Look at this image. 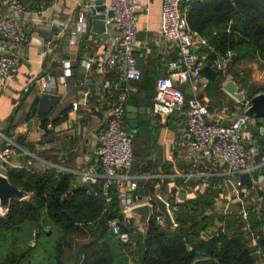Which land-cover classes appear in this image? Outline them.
<instances>
[{"label": "crops", "instance_id": "obj_1", "mask_svg": "<svg viewBox=\"0 0 264 264\" xmlns=\"http://www.w3.org/2000/svg\"><path fill=\"white\" fill-rule=\"evenodd\" d=\"M21 1L25 5L21 12L3 9L4 13L15 17L19 27L28 35V41L12 48L16 62L1 80L0 132L4 143L12 141L28 153L10 157L1 164V173L6 174L9 167H19L35 172L49 170L56 174H70L71 189L86 184L87 192L100 198L102 169L97 162L95 134L105 125L112 98L102 92L99 82L103 77L114 80L118 76L114 68L101 62L113 49V37L101 42L90 31V19L86 15L88 30L78 34L74 41L69 39L68 30L96 0ZM139 3V30L134 52L141 77L127 82L132 89L126 99V105L138 107L137 126L132 128L127 119L124 123L132 137L133 161L129 173L138 180L145 193L159 190L173 197L182 191L186 200L206 189H217L214 207L208 212L223 215L234 209L239 211V202L229 193L227 180L231 174L227 166L213 162L208 151L198 152L190 147L181 113L160 116L152 110L156 80L180 67L179 50L174 42L162 39L159 34L160 0H139ZM65 17L67 21L63 30L48 41L49 25L46 21ZM219 57L205 60L215 71L213 78L202 73L210 80L205 87L192 88L187 83L179 86L186 99L194 93L206 104L209 122L222 123L246 115L249 102L246 99L242 106L222 88L226 81L234 78L219 62ZM87 60L92 62L90 68L85 66ZM218 63L222 69L217 67ZM236 70L247 73V84L257 88L256 93L264 92V62L257 58L243 60L237 64ZM218 71L224 76L219 84L214 81ZM39 75L52 77L53 92L60 95L59 101L43 114H36L42 92L34 79ZM234 81L239 90L248 91L242 82ZM73 102L77 103L76 109L72 108ZM43 118H47L45 127L42 126ZM247 121L243 141L247 163L254 168L252 174H256L264 169V117L248 116ZM87 178L90 182H86ZM148 181L153 185L152 190L145 188ZM127 184L128 181L122 186L125 188ZM255 195L254 188L245 192L248 204ZM219 224L221 222L217 221L211 229H216Z\"/></svg>", "mask_w": 264, "mask_h": 264}, {"label": "trees", "instance_id": "obj_2", "mask_svg": "<svg viewBox=\"0 0 264 264\" xmlns=\"http://www.w3.org/2000/svg\"><path fill=\"white\" fill-rule=\"evenodd\" d=\"M183 9L188 27L207 41L199 49L207 54V60L223 57L226 50L234 51L224 68L245 85L249 100L257 88L247 84V73L236 69L243 60L257 58L264 62V0H192L184 3ZM223 79L218 71L214 81L219 84ZM46 123L47 118H43L42 126ZM6 175L13 185L30 192V198L12 200L7 214L0 216V242H12L15 248L23 249L16 233L25 223L32 224L29 242L34 234L36 238L41 233L46 235L44 229L48 227L47 233L55 235L54 261L37 264H264L262 254L258 260L252 257L258 247L264 250V191L255 190L256 195H263L259 209L255 202L247 205L250 231L243 229L238 209L223 215L208 212L219 192L210 188L178 203L176 227H162L150 220L145 236L131 230L136 241L131 250L107 226L98 224L103 215L101 198L88 193L86 184L71 189L70 174L9 167ZM152 186L149 181L145 184L146 190H152ZM95 187L98 189V183ZM118 202L115 197L111 214L118 209ZM217 221L221 224L211 229ZM251 231L258 237L257 245L252 244ZM4 256L3 262L14 264L25 253L12 249Z\"/></svg>", "mask_w": 264, "mask_h": 264}, {"label": "built area", "instance_id": "obj_3", "mask_svg": "<svg viewBox=\"0 0 264 264\" xmlns=\"http://www.w3.org/2000/svg\"><path fill=\"white\" fill-rule=\"evenodd\" d=\"M190 1L192 0H160L159 34L162 39L176 44L179 50L180 67L167 76L157 78L152 96V110L160 116L181 113L190 147L198 152L208 151L213 162L227 166L231 174L227 180L229 193L239 202V213L244 221L243 229L250 231L248 200L245 198V192L251 188L264 191V169L252 174L254 168L247 163L243 132L248 126V116H236L227 125L209 122L206 104L194 93L186 99L184 91L179 86V84L187 83L192 88L198 85L205 87L209 82V78L202 74L206 64V54L199 52L202 46L207 45V41L197 31L188 27L183 9V4ZM104 4L113 12L107 21L111 24L114 44L112 51L106 54L101 62L106 67L114 68L118 76L114 80L103 77L99 82L102 92L112 98L105 125L95 134L97 162L102 169L99 195L102 200V213L108 214L106 217L108 230L118 241L132 250L136 246V241L132 238L130 231L133 230L135 233L137 230L132 225V219L125 220V212L136 204L148 203L150 220L161 226L163 214L158 211L153 200L154 195H159L166 202V208L172 219V224L168 227H176L180 198L177 195L169 197L164 192L156 190L145 193L140 200L132 199L131 191L139 188V185L138 180L129 173L133 161L132 137L125 129L124 123L126 99L132 89L127 82L137 81L141 77L140 70L136 67L137 59L134 52L139 30L140 3L139 0H104ZM4 8L21 12L25 9V5L21 0H0V84H2V78L8 74L9 69L16 62L12 48L28 41V35L19 27L15 17L4 13ZM110 29L108 30L111 33ZM87 30L86 16L83 13L68 30L69 39L74 41L78 34ZM233 56V50H226L222 57L223 62L226 64ZM91 63V60L85 61L86 68H90ZM217 67L222 69L220 63ZM52 82L53 78L49 75H39L34 79V83L39 86L41 92H53ZM27 89L28 87H25V90ZM72 108H77L76 102H73ZM2 138L3 135L0 132V167L10 157L21 152L28 153L12 141L4 143ZM243 173L251 175V187L242 183L240 175ZM126 181L128 184L124 188L122 183ZM115 197L119 200L118 209L111 214ZM262 201L263 195H256V199L250 200L251 203H256V209L260 208ZM250 236L252 244L257 245V235L251 231ZM255 252L264 256V250L260 247ZM258 264L263 262L260 261Z\"/></svg>", "mask_w": 264, "mask_h": 264}, {"label": "water", "instance_id": "obj_4", "mask_svg": "<svg viewBox=\"0 0 264 264\" xmlns=\"http://www.w3.org/2000/svg\"><path fill=\"white\" fill-rule=\"evenodd\" d=\"M112 14V10L107 9L106 5L104 4V0H96L94 5L91 6L89 11L85 14V16L87 15V17L90 19V31L95 33L96 37L101 39V42L109 37H114V34L108 31V29L111 28V24L109 21H107V19L110 18ZM66 21L67 17L63 19L50 18L46 21V23L49 25V35L47 37L48 41H50L55 34L63 30ZM218 59L219 62L225 67L226 64L223 62V58L220 56ZM210 65L211 63L207 62V64L203 67V72L213 78L215 71L210 69ZM136 67L138 68V61L136 63ZM222 88L232 97H234L238 102H240L242 106L245 105V91L239 90L234 80L230 79L226 81V83L222 85ZM59 99L60 95L58 93L47 91L42 92L38 99L36 114L45 113L46 111H48V109H50L51 106L55 105L59 101ZM248 102L249 105L245 109V113L247 116L264 117V92L256 93L248 100ZM137 108L138 107H135L134 105H126L125 117L132 128H136L137 126ZM235 117L230 120L223 121L222 124L227 125L231 123V121L234 120ZM240 179L242 183L247 187L252 186L251 175L249 173L241 174ZM77 180L82 181L81 177H77ZM86 182H90V178H87ZM131 193L132 199L134 201L140 200L142 196L145 195V192L141 187L132 190ZM177 196L181 200H185L186 198V194L182 191H180ZM29 198L30 192L16 187L8 180L6 174L0 172V216H4L7 214L10 202L12 200L25 201ZM253 199H256V195ZM153 200L158 208V211L163 214V221L161 223V226H170L172 224V219L166 208V202L159 195H154ZM124 218L125 220L132 219V225L134 226V228L139 233H141L142 236H145L150 221V207L148 203L144 202L132 206L125 212ZM98 224L102 227L106 226L105 215H102L100 217V219L98 220ZM202 235L207 238L206 233L202 232ZM252 257L255 260H258L259 255L257 252H253Z\"/></svg>", "mask_w": 264, "mask_h": 264}, {"label": "rangeland", "instance_id": "obj_5", "mask_svg": "<svg viewBox=\"0 0 264 264\" xmlns=\"http://www.w3.org/2000/svg\"><path fill=\"white\" fill-rule=\"evenodd\" d=\"M30 226L32 227V224L25 223L23 225L22 231L16 233V236L19 237L21 242L24 244L23 249L15 248V244H12V242H0V264H9L3 262L5 258L4 255L12 249H14L16 252L23 251L25 253V256L22 258H18L14 262V264H37L40 262L51 263L54 261V249L52 248V241L54 240L55 235L53 233H47V231L49 230L47 227L44 229V231H46V235L41 233L36 238L34 234V236L32 237L33 239L29 242V238H31L29 232Z\"/></svg>", "mask_w": 264, "mask_h": 264}]
</instances>
